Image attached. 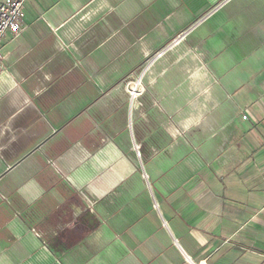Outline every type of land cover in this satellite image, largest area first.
<instances>
[{
	"label": "crops",
	"instance_id": "crops-1",
	"mask_svg": "<svg viewBox=\"0 0 264 264\" xmlns=\"http://www.w3.org/2000/svg\"><path fill=\"white\" fill-rule=\"evenodd\" d=\"M23 13L0 44V264H264V0Z\"/></svg>",
	"mask_w": 264,
	"mask_h": 264
},
{
	"label": "built area",
	"instance_id": "built-area-1",
	"mask_svg": "<svg viewBox=\"0 0 264 264\" xmlns=\"http://www.w3.org/2000/svg\"><path fill=\"white\" fill-rule=\"evenodd\" d=\"M28 0H2L0 2V44L6 33L12 37L18 36L24 29L23 26V8ZM3 70V58L0 55V72ZM140 80L133 83L135 86L140 85ZM133 93L132 91L130 92ZM137 148V147H136ZM183 264H207L205 260L193 262L190 258L183 257Z\"/></svg>",
	"mask_w": 264,
	"mask_h": 264
},
{
	"label": "rangeland",
	"instance_id": "rangeland-1",
	"mask_svg": "<svg viewBox=\"0 0 264 264\" xmlns=\"http://www.w3.org/2000/svg\"><path fill=\"white\" fill-rule=\"evenodd\" d=\"M141 70H138V72H140Z\"/></svg>",
	"mask_w": 264,
	"mask_h": 264
}]
</instances>
